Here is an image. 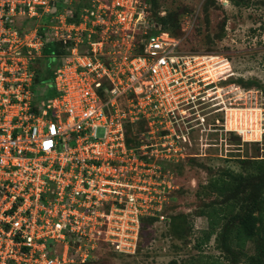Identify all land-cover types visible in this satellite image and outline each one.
Returning <instances> with one entry per match:
<instances>
[{"label": "built area", "instance_id": "obj_1", "mask_svg": "<svg viewBox=\"0 0 264 264\" xmlns=\"http://www.w3.org/2000/svg\"><path fill=\"white\" fill-rule=\"evenodd\" d=\"M52 42L66 53L44 103L35 65ZM178 46L146 0H0V264L135 253L141 219L166 220L161 160L182 157L225 73ZM126 123L143 126L137 147Z\"/></svg>", "mask_w": 264, "mask_h": 264}, {"label": "rangeland", "instance_id": "obj_2", "mask_svg": "<svg viewBox=\"0 0 264 264\" xmlns=\"http://www.w3.org/2000/svg\"><path fill=\"white\" fill-rule=\"evenodd\" d=\"M150 1L152 20L161 25L159 17L166 18L161 29L179 39L182 54L212 55L225 73L216 81L214 104L204 112H209L205 125L193 127L189 138L177 143L182 157L161 160L177 186L166 202L169 219L144 223L135 253L105 247L85 264H204L220 257L214 236L197 246L207 228L199 212L215 200L208 180L217 171H244L240 158H264V0ZM45 89L44 103L53 96L52 82L36 86L39 94Z\"/></svg>", "mask_w": 264, "mask_h": 264}, {"label": "trees", "instance_id": "obj_3", "mask_svg": "<svg viewBox=\"0 0 264 264\" xmlns=\"http://www.w3.org/2000/svg\"><path fill=\"white\" fill-rule=\"evenodd\" d=\"M146 1L151 10V1ZM159 20L161 27L165 29L168 23L166 18L161 16ZM65 53V47L61 44H47L36 62L34 82H52L60 56ZM51 60H56L54 68L51 67ZM141 129V124H125L126 142L129 146L137 147L141 143ZM238 161L244 171H217L207 183L215 200L204 205L199 212L206 218L207 228L202 230L197 246L200 248L214 236L221 256L206 258L204 264H264V158H240ZM168 208L165 210L166 220L169 219ZM153 222H156L154 217L142 218L140 230L144 223Z\"/></svg>", "mask_w": 264, "mask_h": 264}]
</instances>
